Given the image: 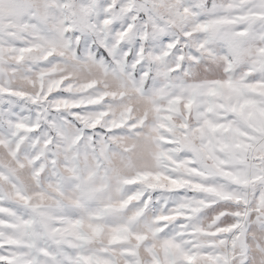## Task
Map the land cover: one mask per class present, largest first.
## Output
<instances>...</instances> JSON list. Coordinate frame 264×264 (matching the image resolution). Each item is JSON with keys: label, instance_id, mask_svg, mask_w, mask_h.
<instances>
[{"label": "snow or ice", "instance_id": "6c2138e0", "mask_svg": "<svg viewBox=\"0 0 264 264\" xmlns=\"http://www.w3.org/2000/svg\"><path fill=\"white\" fill-rule=\"evenodd\" d=\"M0 264H264V0H0Z\"/></svg>", "mask_w": 264, "mask_h": 264}]
</instances>
